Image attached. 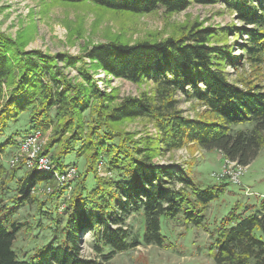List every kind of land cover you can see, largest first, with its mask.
<instances>
[{
	"label": "trees",
	"instance_id": "16d2710c",
	"mask_svg": "<svg viewBox=\"0 0 264 264\" xmlns=\"http://www.w3.org/2000/svg\"><path fill=\"white\" fill-rule=\"evenodd\" d=\"M58 1L77 4L87 0ZM88 1L135 13L159 7L171 13L192 2L222 1L247 26L193 28L156 41L110 40L93 45L87 57L108 73L134 83L149 77L156 85L152 95L144 92L118 103L113 102L115 96L99 90L87 66L78 67L83 81L76 82L59 64L63 60L66 66H75L82 56L27 50L23 35L14 38L0 30V175L6 173L1 157L8 148L18 145L22 131L17 125L25 112L31 117V128L46 130L53 125L45 151L53 148L57 168L68 165L65 158L75 149L88 164L72 183L67 223L29 260L20 259L14 248L22 225L12 219L13 210L0 208V215L5 216L0 220V264H103L81 255L82 235L95 230L101 243L98 249L110 251L106 257L139 245L140 240L130 237L122 225L113 226L122 224L133 212L142 214L147 229L145 242L163 245L162 218L183 216L187 224L204 225L205 212L226 190L227 182L201 187L190 169L175 163L159 164L154 161L156 155L198 144L247 166L264 146L262 85L244 77L231 80L225 69L227 64H243L244 55L233 52L243 34L247 37L240 49L253 65L264 64V0ZM231 31L236 32L232 43L227 35ZM213 37L219 42L211 43ZM179 91L205 105V109L196 117L184 115L178 106ZM141 117L152 120L160 131L157 143L150 137L138 140L120 127L124 119ZM247 123L252 125L250 129L236 126ZM105 157L110 170L115 171L113 177L99 174L98 163ZM90 175L94 186L87 183ZM13 177L16 170L11 173ZM52 177L51 172L32 170L19 178L22 200L32 195L35 185L53 182ZM236 209L223 217L217 228L214 264H264V201L248 215Z\"/></svg>",
	"mask_w": 264,
	"mask_h": 264
},
{
	"label": "rangeland",
	"instance_id": "374dc122",
	"mask_svg": "<svg viewBox=\"0 0 264 264\" xmlns=\"http://www.w3.org/2000/svg\"><path fill=\"white\" fill-rule=\"evenodd\" d=\"M232 25H236L237 28L247 26L222 1L210 4L192 2L187 8L171 13L164 7L146 13H135L100 7L88 0L77 4L58 0H0L1 31L14 38L23 35L27 41L25 46L27 50L40 49L53 55L69 53L82 56L83 60L77 62L75 66H66L63 60H60L59 64L67 76L76 82L83 81L79 76L78 67L87 66L99 90L103 94L115 96L114 103L129 96H139L144 92L152 95L156 85L149 77L141 83H134L108 73L87 57V52L93 45L110 40L126 43H135L144 39L156 41L168 36H180L193 28ZM235 33L231 31L227 34L229 42L235 41ZM243 35L245 36L238 39L240 44L247 37L246 34ZM216 42L219 41L213 37L211 43ZM223 42L225 40L220 43ZM240 44L234 45L233 52L244 55L243 64L239 66L227 64L225 69L229 78L234 81L243 77L250 78L253 84L262 85L264 90V64L262 67L253 65L247 59L244 50L240 49ZM176 96L178 106L184 115L196 117L205 109V105L194 98H187L180 91ZM120 123L121 128L133 133L138 140L150 137L157 143L156 140L160 137V131L149 118H127ZM30 125L32 126L31 117L29 112H25L17 125V129L22 131V135L18 137V145L8 148L1 157L6 166V173L0 175V208L7 207L8 210H13L12 219H16L22 225L14 242V248L20 259L27 260L67 223L68 211L66 208L60 210V205L63 201H67L63 202L67 207L73 191L62 189L63 193L57 188L55 179L53 182L47 180L35 185L32 195L22 200L19 178L33 169L28 168L24 161L19 162L17 167H11L10 160L17 152L22 138L35 130ZM236 126L238 129L252 127L250 123ZM40 130L42 134L39 143L42 153L56 165L53 148L48 152L45 151L53 136V125L46 130ZM65 159L66 164L75 165L81 174L87 170L86 158L77 155V149ZM103 161L105 162L101 167H99L100 161L98 163L99 174L107 178L113 177L115 171L110 170L109 159L105 157ZM154 161L162 165L175 163L190 169L193 179L201 187L227 182L226 190L210 203L205 212V224L201 226L187 224L183 216L174 219L162 218L164 244H147L145 242L147 229L143 225L142 214L133 212L122 224L113 223V226L122 225L129 231L130 237H137L140 240L139 245L106 257L110 251L99 250L98 245L101 243L97 238L98 233L89 230L80 239L82 256L100 260L103 264H214V242L221 219L235 207L238 212L248 215L259 209L261 202L264 201V146L251 164L241 168L242 173L239 172L238 165H230L231 172L240 176L239 183L231 180V174L222 173L227 159L220 152L205 150L198 144L165 151L156 155ZM13 170H16L15 178H11ZM78 178L79 176L74 179L73 184ZM87 183L94 186L95 180L92 175L87 179ZM48 187H51L52 191L49 192ZM2 219H5V216L0 215V220ZM252 264L256 263L253 261Z\"/></svg>",
	"mask_w": 264,
	"mask_h": 264
},
{
	"label": "built area",
	"instance_id": "2783aa9c",
	"mask_svg": "<svg viewBox=\"0 0 264 264\" xmlns=\"http://www.w3.org/2000/svg\"><path fill=\"white\" fill-rule=\"evenodd\" d=\"M41 134L42 133L40 129H35L22 138L19 143L17 152L11 157L10 166L17 167L20 164L19 162L24 161L26 166L30 169H38L42 171L51 172L53 175L52 178L56 180L57 188L60 191L64 189L66 191L68 190L69 192H71L73 189L72 183L79 174L77 167L73 164H70L68 165V167L63 169L57 168L56 165L53 164L52 161H50L49 158L47 156H44L42 153V147L39 143ZM103 164L104 161H100L99 167H101ZM231 164L238 165L240 173H242L241 168L245 166L238 164L236 161H230L227 159V163L223 167L225 169L222 171V173H224V175L231 174V180L234 183H239L241 181L240 176H238V174L234 175L231 172ZM219 176H221L220 173ZM48 191H52V188L48 187ZM54 192L55 190H53L52 193ZM63 202L62 205H60V210L66 208V203Z\"/></svg>",
	"mask_w": 264,
	"mask_h": 264
},
{
	"label": "crops",
	"instance_id": "0c3cea01",
	"mask_svg": "<svg viewBox=\"0 0 264 264\" xmlns=\"http://www.w3.org/2000/svg\"><path fill=\"white\" fill-rule=\"evenodd\" d=\"M222 154V153H221Z\"/></svg>",
	"mask_w": 264,
	"mask_h": 264
}]
</instances>
